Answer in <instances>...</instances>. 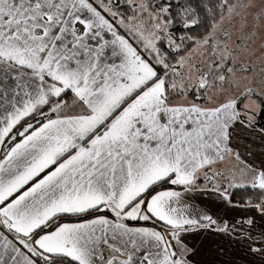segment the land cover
I'll return each instance as SVG.
<instances>
[{
  "label": "snow or ice",
  "instance_id": "snow-or-ice-1",
  "mask_svg": "<svg viewBox=\"0 0 264 264\" xmlns=\"http://www.w3.org/2000/svg\"><path fill=\"white\" fill-rule=\"evenodd\" d=\"M0 264H264V0H0Z\"/></svg>",
  "mask_w": 264,
  "mask_h": 264
}]
</instances>
